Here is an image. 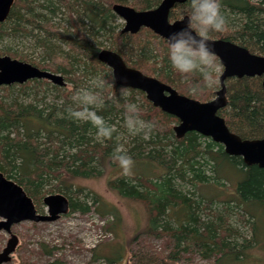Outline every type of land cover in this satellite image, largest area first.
I'll list each match as a JSON object with an SVG mask.
<instances>
[{
	"label": "trees",
	"instance_id": "1",
	"mask_svg": "<svg viewBox=\"0 0 264 264\" xmlns=\"http://www.w3.org/2000/svg\"><path fill=\"white\" fill-rule=\"evenodd\" d=\"M159 2L160 0H15L9 16L0 23V43L8 35L32 36L35 44L46 50L48 71L65 76L70 81L72 76L79 86L87 78L93 77V91L99 93L103 103L90 107H94L113 129L110 137L97 136V126L89 120L71 118L67 106H52L47 110L32 103L24 105L16 100L4 102L0 99V171L20 185L34 205H38L43 193L53 189L65 196L69 192L77 196L79 189L72 190L71 185H56L50 189L44 187L53 180L61 183L62 180L78 177H97L101 174L99 168L114 161L115 153L120 150L122 142L117 141V126L118 123L125 122L127 105L133 103V99H125L120 95L121 87L114 83L112 75H98V70L105 66L97 59L98 52L104 48L103 42L98 40L100 36L106 35L110 41L107 49L118 53L122 58V50H126L131 56H142V60L136 63L132 61L133 64H128L124 58L123 60L127 66L148 76L147 61L155 57L151 55L153 49H158V54L163 55L158 80L170 85L179 94L201 102L211 97V86L205 85L199 73L192 74L187 80L183 79L171 66L167 52L157 48L152 40L147 41L141 36V31L132 35L115 30L117 26L113 22L116 15L111 9L114 3L145 10ZM220 4L226 26L222 32H211L209 38L228 40L264 56V0H220ZM175 7L184 12V15L188 16L190 13L188 2ZM172 10L170 16H173ZM229 15L234 16V19L228 18ZM57 17L65 20L67 27L63 28L58 21L54 22ZM55 42H59V46ZM163 47L167 51V46ZM6 54L21 61L24 58L16 52L9 53L0 49V55ZM215 64L219 65L216 57ZM262 78L242 77L226 81L227 104L218 114L224 118L228 129L243 139L264 137ZM30 84L38 87L43 81L28 80L19 87L24 89ZM215 84L213 81L212 85ZM17 85L2 88L10 89ZM52 88L61 90V87L55 85ZM126 90L131 95H141L142 103L136 105L138 115L154 125L150 134L160 139L156 142L161 147L146 152L144 145L155 142L151 138L145 140L137 135L131 139L134 144L131 148L120 151L127 152L132 160L142 158L156 163L163 170V175L153 181L141 175L131 178L124 174L109 180L108 187L121 197L144 205L149 215V229L146 233L163 238L167 250L164 258L157 257L158 261L175 264L181 259L182 253L188 251L198 252L207 259L216 257L217 262L224 258L229 262L237 260L240 255L245 254L250 240L247 241L243 236L242 242L235 239L239 233L229 226L226 215L216 213L210 220L202 221L197 213L200 201L192 200L188 193L175 188V181H185L195 186L197 183L208 182L211 178L206 173L208 171L215 173L214 178L217 179L218 173L227 165L239 174L234 200L245 207L247 204H258L264 209V169L244 165L240 157L227 155L222 145L196 132H187L183 137L176 138L170 125L177 122L175 117L154 107L142 92L128 88ZM41 136L42 141L39 140ZM169 138L172 140L169 141ZM165 147L169 149L164 151ZM71 150L74 152L70 153ZM67 198L69 212L89 211L87 205L76 204L71 198ZM94 201H97V197H94ZM239 218L245 220L243 215H239ZM171 220L176 226L170 225ZM138 238L135 236L132 241L139 242ZM136 252L132 249V256L135 258L133 264H139Z\"/></svg>",
	"mask_w": 264,
	"mask_h": 264
},
{
	"label": "rangeland",
	"instance_id": "2",
	"mask_svg": "<svg viewBox=\"0 0 264 264\" xmlns=\"http://www.w3.org/2000/svg\"><path fill=\"white\" fill-rule=\"evenodd\" d=\"M172 13L173 16L169 17L170 21L184 16V12L176 7L172 10ZM228 18L234 19V16L229 15ZM57 21L61 27H67L65 20H59V17H57L54 22ZM113 23L114 26H117L115 30H120L121 32L124 25L123 20L116 16ZM140 31L141 36L147 41L152 40L157 48L163 49L165 53L167 52L163 47L164 45L167 46L165 40L149 29L144 28V30L141 29ZM105 36L98 38V40L103 42L104 48L101 49H107L110 43ZM56 42L55 44L59 46V42ZM0 49L9 53L16 52L19 55H23L22 61L30 64L34 62L33 64L49 70L47 58L45 57L46 50L37 46L32 36H5L0 43ZM122 51V56L128 64H133L132 61L136 63L142 60L140 59L142 56L138 58L131 56L126 50ZM158 53V49L154 48L151 55L155 57L147 61L149 64L147 65L149 75L155 78H159L158 70L163 66L161 63L163 55ZM15 59L17 58L15 57ZM154 59L156 62L153 61ZM19 60L21 61V59ZM138 68L141 69V67ZM221 71L222 66L220 63L219 65L215 64L212 69V78L216 84L211 85V87L208 86L212 89L209 99L214 97V91L219 87L218 77ZM98 72L100 76L111 75V70L106 66L102 70H98ZM92 78H87L79 86L72 76L70 77L72 81L67 80L64 76L65 85L61 87L60 91L52 88L54 85L47 80H41L43 84L38 87L33 86V84L26 86L24 89H21L20 85L10 89L0 87V99L4 102L16 100L24 105L32 103L38 108H46L47 110L52 106L59 108L62 105L79 107L73 100V94L80 88H91L93 90L94 79ZM108 88H111L110 85ZM96 93L99 95L98 92ZM121 96L125 99H133L135 105L142 103L141 95L137 93L131 95L129 90H126V93ZM176 124L177 122H172L170 125L173 127ZM117 127V141L122 142L121 146H119L120 150L127 151L128 148H131L134 145L131 143V139L137 135L145 140L151 138L155 142L154 144L144 145L146 152L161 147L156 142L160 139L151 136L150 132L145 134L143 131H130L126 127L125 122L118 123ZM172 133L174 134V132ZM39 140L42 141V136ZM171 140L172 138H169V141ZM165 149L164 151H167L169 147H165ZM65 150L67 149L65 148ZM73 152L74 150H71L70 153ZM99 169L101 174L97 177H78L62 180L61 183L53 180L46 184L45 189L53 188L56 185L62 187L71 185L72 190L79 189L77 196L70 194V192L66 196L71 198L76 204L87 205L89 211L86 213L79 211L68 212L49 223L23 221L13 225L11 231L17 236L18 245L12 253L9 262L4 264H133L135 258L132 256V249L137 251L138 256L136 259L138 258L139 264H172L157 260V257L159 259L164 258L167 250L163 238H156L146 233L149 229V215L144 205L141 202L121 197L108 187L109 180L116 179L124 174L131 178L140 177L141 175L145 179L155 181L159 175H163V170L156 163L142 158L133 159V164L128 171H125L116 160L106 163L105 166ZM206 173L211 175L208 182L197 183L194 186L185 181L176 180L175 188L188 193L192 200L200 201L197 213L202 221L210 220L216 213L226 215L229 226L239 233L235 239L242 242L241 237L243 236L247 241L250 240L247 244L248 248L245 250L244 255H240L237 260L232 262L227 261L226 258L217 262L216 257L207 259L200 256L198 252L188 251L182 253L181 259L175 264H264L263 207L258 204H247L245 207V205L238 204L234 200V190L239 174L231 170L230 166L226 165L223 171L218 173L217 179L214 178L215 173L213 174L210 171ZM56 193H59L56 189L43 193L38 205L35 204L39 213H45L46 211L42 198L45 195ZM94 197H97V201H94ZM239 215H243L245 220L240 219ZM170 223L171 226H176L173 220ZM135 236L139 237V242L132 241ZM8 237L4 231H0V252L4 248ZM131 241L132 245L130 247Z\"/></svg>",
	"mask_w": 264,
	"mask_h": 264
},
{
	"label": "water",
	"instance_id": "3",
	"mask_svg": "<svg viewBox=\"0 0 264 264\" xmlns=\"http://www.w3.org/2000/svg\"><path fill=\"white\" fill-rule=\"evenodd\" d=\"M14 1L0 0V23L9 16ZM186 2L187 0H161L156 7L145 10H136L128 5L115 3L111 9L124 22L122 33L134 35L142 28H146L166 41L168 34L184 26L188 17L184 15L180 19L170 21V11L175 5ZM209 40L214 46L215 57L222 66V71L218 77L219 87L214 91V97L204 102L179 94L173 87L157 78L127 66L123 58L114 51L101 49L97 59L111 70L116 85L120 87L124 85L128 89L142 92L154 107L175 117L177 124L172 130L176 138L183 137L187 132H196L222 145L227 155L240 157L244 165H255L264 169V137L243 139L230 131L224 118L218 114L227 104L228 79L263 77L261 87L264 90V56L252 53L228 40L214 38ZM33 79L47 80L58 87L65 85L64 77L60 74L41 70L8 55L0 56V87L21 85ZM42 203L46 207L45 213H39L24 189L0 171V231L9 236L0 252V264L9 262L18 245V238L11 231L13 225L23 221L49 223L69 212V200L63 194L45 195Z\"/></svg>",
	"mask_w": 264,
	"mask_h": 264
},
{
	"label": "clouds",
	"instance_id": "4",
	"mask_svg": "<svg viewBox=\"0 0 264 264\" xmlns=\"http://www.w3.org/2000/svg\"><path fill=\"white\" fill-rule=\"evenodd\" d=\"M190 13L181 28L172 31L165 38L167 41V55L171 66L187 80L194 73H199L207 86L213 83L212 69L215 65V49L209 40L213 31L222 32L226 26V18L221 11L220 0H187ZM127 86L120 88L121 95L126 93ZM73 100L79 107L69 106V116L77 120H89L97 126V136L110 137L112 127L90 105H100L103 100L91 88L77 89ZM125 125L130 131H151L154 125L138 115L137 106L128 103ZM128 171L133 164L131 156L124 151L117 150L113 157Z\"/></svg>",
	"mask_w": 264,
	"mask_h": 264
}]
</instances>
